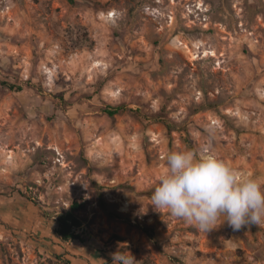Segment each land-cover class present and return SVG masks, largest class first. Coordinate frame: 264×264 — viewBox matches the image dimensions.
<instances>
[{
	"label": "rangeland",
	"instance_id": "374dc122",
	"mask_svg": "<svg viewBox=\"0 0 264 264\" xmlns=\"http://www.w3.org/2000/svg\"><path fill=\"white\" fill-rule=\"evenodd\" d=\"M186 150L264 183V0H0V264H264V222L152 207Z\"/></svg>",
	"mask_w": 264,
	"mask_h": 264
},
{
	"label": "clouds",
	"instance_id": "9594fccd",
	"mask_svg": "<svg viewBox=\"0 0 264 264\" xmlns=\"http://www.w3.org/2000/svg\"><path fill=\"white\" fill-rule=\"evenodd\" d=\"M165 162L150 197L157 211H167L206 233L222 216L233 231L264 222V183L259 178H238L236 170L210 151L199 156L190 150L170 151ZM113 264L136 261L129 252L117 251Z\"/></svg>",
	"mask_w": 264,
	"mask_h": 264
},
{
	"label": "trees",
	"instance_id": "16d2710c",
	"mask_svg": "<svg viewBox=\"0 0 264 264\" xmlns=\"http://www.w3.org/2000/svg\"><path fill=\"white\" fill-rule=\"evenodd\" d=\"M81 30L79 31L78 41L81 43V46L86 45L90 47L93 44V42L90 40L88 32L86 30L82 32ZM124 111L125 108L107 109L106 114H108L110 117H114L118 114L123 113ZM84 207L85 205L83 203L75 201L71 205V212L59 218V235L64 241L67 242L77 237L74 235L73 229L79 226V221L73 215V213L84 209ZM58 264H71V262L68 260L60 259V262Z\"/></svg>",
	"mask_w": 264,
	"mask_h": 264
}]
</instances>
